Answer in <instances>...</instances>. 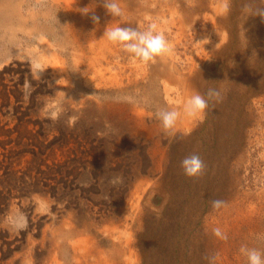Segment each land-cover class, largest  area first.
Masks as SVG:
<instances>
[{
    "label": "rangeland",
    "instance_id": "obj_1",
    "mask_svg": "<svg viewBox=\"0 0 264 264\" xmlns=\"http://www.w3.org/2000/svg\"><path fill=\"white\" fill-rule=\"evenodd\" d=\"M98 2L0 0V94L5 86L13 102L22 99L1 116L0 139L9 142L0 143V264H208L212 253L217 264H247L242 244L264 251V93L249 101L247 148L226 173L216 171L217 147L208 151L203 195H220L226 207L201 217L174 211V248L162 228L154 237L149 230L184 189L174 183L190 155L183 138L205 120L185 117L184 104L210 82L251 93L256 81L245 78L254 51L264 50V20L244 11L249 0H118L119 18ZM153 22L173 48L154 63L102 38L106 26ZM241 69L246 77L236 75ZM159 108L181 112L171 133ZM115 176L123 182L110 184ZM216 227L227 241L212 234Z\"/></svg>",
    "mask_w": 264,
    "mask_h": 264
},
{
    "label": "trees",
    "instance_id": "obj_2",
    "mask_svg": "<svg viewBox=\"0 0 264 264\" xmlns=\"http://www.w3.org/2000/svg\"><path fill=\"white\" fill-rule=\"evenodd\" d=\"M230 35V41L232 42L233 36L231 33ZM254 64L253 66H248L249 68V77L245 78L247 80H254L256 81L252 85V87H249V89H252L248 93L247 90H241L239 87L234 86H228L224 88H220L218 84H214V82L207 83L205 87L201 90V94L205 93L208 88H218L221 89L225 95V99L222 103L215 104L210 103L209 109L207 110V115L205 116L204 122L201 124L200 128L195 129L191 131L187 136H185L183 139L188 140L189 145V154H192L193 151L197 150V153L203 158L206 165L212 161V156H210V152H208L211 148L216 149L217 147V172L220 170L221 173H226L229 169V165L236 160L240 155L244 153V151L247 148V134L246 131L249 126V101L250 99L255 96L264 93V50L263 48L259 49L258 51H254ZM3 68L1 72H3ZM242 71V69H241ZM244 71V69H243ZM242 72L236 71V75L239 77H246V75ZM0 72V73H1ZM237 80V79H236ZM242 80V79H241ZM211 81H213L211 79ZM236 82L239 83L237 80ZM14 91H11L10 89L3 88L1 94H0V136L4 135V131L2 128L6 126V121L3 123L1 116L6 115L9 112L10 107L13 108V110L16 108L14 106V102H17L18 107L22 106V99L17 98L13 100L11 99V94ZM17 92H20L17 90ZM249 94V95H247ZM250 97V98H249ZM248 98V99H247ZM13 115V113H12ZM20 121H22V117H18ZM26 131V130H23ZM4 137V136H3ZM180 136H178L177 139H175V142L173 146V151L177 150V144L178 139ZM9 141H6L5 139H0V143H8ZM85 156V155H83ZM83 158V157H82ZM182 160V159H181ZM75 162V158L71 160V162ZM11 159L5 162L6 167L9 171L10 177L13 174H16L14 170V164L12 163ZM181 162V161H180ZM42 164V163H41ZM38 164V165H41ZM95 165H99L98 161H95ZM180 167V165H179ZM35 168L34 165H32L31 170H28L27 172H32ZM60 170V168L58 169ZM225 170V171H223ZM38 172V171H37ZM216 172V174H217ZM70 175V174H68ZM211 175V170H209V166L207 165V171L204 176H202L199 179H192L189 177L181 176L179 178H176V181L174 183L178 182L184 185V189L182 192H180L178 195H174L173 199L169 202L171 204V211L168 215L170 206L163 211V214L166 216H161L158 218V222L156 218H153L154 224L158 225V228L155 232H151L149 229L143 232L142 235H146L149 230V235L155 236L157 234V231L161 228L163 229V236L167 238V243L169 247H173L176 243L177 236L179 234L180 226L176 224V218L174 221V218L171 214H173L174 211H176L178 214L183 213L184 209H187L188 213L193 211V217H195V214L198 213L201 217V215L206 212L207 209L211 208L210 202L215 199H220L217 197V194H215V197L213 196L209 199L210 201H207L205 198V195H203V192L206 190V185L208 181H210L209 176ZM27 178L30 179V175H26ZM14 177V175H13ZM64 177V176H63ZM62 177V178H63ZM216 177V175H215ZM35 181H37V177L34 178ZM64 179V178H63ZM66 179H64L65 182ZM72 181H76L75 178H73ZM240 177L238 178L239 184H241ZM38 183V182H35ZM46 185V184H45ZM52 188H56L55 185L51 184ZM67 187V186H66ZM179 192V191H178ZM98 192H95L94 195H98ZM225 196V193H223ZM51 196L58 201L60 199L59 196L56 195L55 191L51 192ZM227 196V195H226ZM176 197V200H175ZM84 198V197H83ZM183 198V201L179 203L180 199ZM224 198V197H222ZM79 201V195L78 197L75 195V202ZM177 202L179 204H177ZM176 203L175 206L172 204ZM169 204V205H170ZM171 215V216H170ZM166 218V219H165ZM187 219H189V222H193L190 218V216H187ZM199 221V220H198ZM198 221H195L198 222ZM139 238L140 235H137Z\"/></svg>",
    "mask_w": 264,
    "mask_h": 264
},
{
    "label": "clouds",
    "instance_id": "obj_3",
    "mask_svg": "<svg viewBox=\"0 0 264 264\" xmlns=\"http://www.w3.org/2000/svg\"><path fill=\"white\" fill-rule=\"evenodd\" d=\"M98 3L99 6L105 9L106 14L111 17L119 18L123 17L125 14L118 0H99ZM227 10L228 6L225 5V11ZM244 11L249 17L258 16L264 20V0H249V2L244 5ZM93 12L94 10L87 11L84 14L87 15ZM91 20L96 25L100 23V18L95 14L91 15ZM121 25L111 28L106 26L102 38H105L112 44L122 45L125 52L144 63H154L157 58L172 53V45L166 38L164 32L158 30L156 23H150L144 30H140L138 27H132L131 24H128L129 26L127 27H122ZM35 67L37 69L41 68L39 64H36ZM224 99L225 95L223 91L218 88H208L203 94L197 92L184 104L183 115L190 119L203 120L207 115L210 103L219 104L222 103ZM155 115L156 118L160 120L165 133H171L175 129L177 121L181 118V112L177 110H168L166 108L157 109ZM180 167L183 170V174L192 179L201 178L207 171L205 161L196 152L185 156L180 162ZM122 182V176H115L109 180V183L112 185ZM210 204L213 210H219L226 207L227 202L221 199H215L212 200ZM15 226L20 228L26 227V220L18 222ZM212 234L221 240H228L227 233L219 227L213 228ZM239 252L246 258L247 264H264V251L258 247H249L247 244H242L239 248ZM204 259L208 261V264H217L218 254L212 253L206 255Z\"/></svg>",
    "mask_w": 264,
    "mask_h": 264
}]
</instances>
